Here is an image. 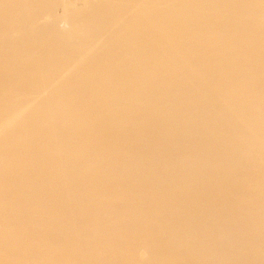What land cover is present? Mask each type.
<instances>
[{"label":"bare ground","instance_id":"obj_1","mask_svg":"<svg viewBox=\"0 0 264 264\" xmlns=\"http://www.w3.org/2000/svg\"><path fill=\"white\" fill-rule=\"evenodd\" d=\"M0 264H264V0H0Z\"/></svg>","mask_w":264,"mask_h":264}]
</instances>
